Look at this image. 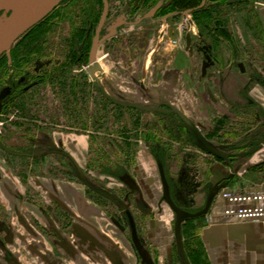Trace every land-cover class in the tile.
<instances>
[{
	"label": "rangeland",
	"instance_id": "1",
	"mask_svg": "<svg viewBox=\"0 0 264 264\" xmlns=\"http://www.w3.org/2000/svg\"><path fill=\"white\" fill-rule=\"evenodd\" d=\"M108 2L97 52L103 66L96 72L99 80L86 66L103 0H61L13 44L10 58L0 55V189L12 201L6 208L0 199V264H139L131 229L120 222L126 208L127 215L138 218L142 236H148L144 260L182 264L176 213L167 203L163 212L153 209L163 193L150 155L153 133L174 154L166 168L178 197L195 196L201 208L219 184L212 183L208 169L215 156L206 154L200 136L230 152L240 135H250V124L264 125L260 107L248 97L256 83L264 85V0H145L137 9L126 7L130 0ZM50 14L54 17L28 35ZM201 45L216 61L207 74ZM99 87L131 104L170 103L191 123L115 105ZM71 130L91 136L81 169L53 141L54 131ZM130 177L141 191L127 198ZM67 179L83 183L89 204L98 205V218L83 215L72 224L55 205L56 180ZM137 209L144 210L143 219ZM148 215L150 229L144 223ZM191 224L185 229L186 252L191 263L200 264L205 254L197 239L201 224Z\"/></svg>",
	"mask_w": 264,
	"mask_h": 264
},
{
	"label": "crops",
	"instance_id": "2",
	"mask_svg": "<svg viewBox=\"0 0 264 264\" xmlns=\"http://www.w3.org/2000/svg\"><path fill=\"white\" fill-rule=\"evenodd\" d=\"M248 97L251 99V103L260 107L264 116V85L256 83L249 90ZM254 125L250 124L249 131H246V134L250 133V135L245 138H241L243 134L239 136L240 144L234 150L222 151L226 154H240L261 146L257 151L235 155L232 158L235 168V174L232 177H230L229 164L222 158L215 156V161L208 168L212 183L216 185L219 182V191L264 192V125L262 127L260 122L254 123ZM208 139L206 136L205 140L210 144ZM53 141L62 146L63 151H66L80 165V169L81 167L84 168L91 150V136L88 133H79L73 130L54 131ZM219 150L221 151V149ZM206 154L212 153L207 151ZM146 175L149 176L150 174L147 173ZM56 181L55 205L65 212L67 217H71L70 223L73 224L75 219L83 215L89 219H96L101 215L98 212V205L89 204L91 200L88 199L87 189L83 183L69 179ZM27 184H29V188L33 187L30 180ZM153 186L154 184L152 185L154 189ZM4 192L0 189V199L2 203L6 204L4 207L10 208L12 201ZM22 193L25 194L26 192ZM40 193L42 196V191ZM46 201L44 197L43 202L46 203ZM225 205L226 202L218 193L214 197L207 215L199 221L201 231L197 239L205 253L204 260H201L200 264H264V219L239 220L228 218L223 214ZM35 207L38 206L35 205ZM85 208L89 209L90 212L83 213Z\"/></svg>",
	"mask_w": 264,
	"mask_h": 264
},
{
	"label": "water",
	"instance_id": "3",
	"mask_svg": "<svg viewBox=\"0 0 264 264\" xmlns=\"http://www.w3.org/2000/svg\"><path fill=\"white\" fill-rule=\"evenodd\" d=\"M61 0H0V14L2 13L0 17V55L6 53L7 56L10 58L11 53L10 49L13 46V44L31 27H33L36 23H38L42 18H44L51 9L56 6ZM104 13L101 18V21L98 25L96 35L93 39L92 48H91V58L90 63L86 66V71L93 77H96L97 80H99L100 77L96 76V72L103 69L102 64L97 60V52L99 50V46L101 43V32L109 11V2L108 0H104ZM45 6H48L43 11H40L42 8L44 9ZM39 12V13H38ZM38 13V16L34 19V16ZM190 41V38L188 39ZM242 70H244V66H240ZM100 92L103 94V96L111 101L112 103L123 106V107H135L137 109H140L142 111H154L158 109V106L152 107V106H146L141 104H131L127 102L120 101L113 97L105 88L99 87ZM5 92L1 94V97H4ZM162 104V103H161ZM160 104V105H161ZM172 107V111L177 113L183 120H185L187 123H191L190 118L179 108L172 106L170 103H166ZM195 132L197 133L198 130L194 127ZM199 133V132H198ZM201 141L203 143V147L205 150L211 152L214 155H217L227 161L230 167V177H232L235 174V168L233 166L232 158L235 155H244L249 154L254 151H257L261 146H258L251 151L240 153V154H226L219 149L211 146L205 138L201 137ZM163 186H164V194L166 201L170 204L171 208L176 212V222H175V237L177 241L178 246V252L182 258V261L184 264H190V262L187 260V257L185 255V248H184V242H183V236H182V223L188 218V217H197L203 213H207L209 210L212 200L215 197V193L218 192L219 187L215 188V193L210 197V200L207 202V206L205 209L199 213H188L180 209L172 200L170 193H169V187L167 180L165 178L164 172H161ZM219 182L216 184L218 185ZM134 242L136 247L138 248L139 252H141V246L137 240L136 233L134 231ZM153 264V263H151Z\"/></svg>",
	"mask_w": 264,
	"mask_h": 264
},
{
	"label": "flooded vegetation",
	"instance_id": "4",
	"mask_svg": "<svg viewBox=\"0 0 264 264\" xmlns=\"http://www.w3.org/2000/svg\"><path fill=\"white\" fill-rule=\"evenodd\" d=\"M147 1V0H146ZM103 2H104V0H103ZM145 3V0H130V2H128V4L126 5V7L127 8H135V9H137L138 7H140L141 5H143ZM131 11V10H130ZM132 11H134V10H132ZM131 11V12H132ZM133 13V12H132ZM135 13V12H134ZM158 17H160V16H158ZM93 29V28H92ZM92 31V30H91ZM96 31H97V29H96ZM96 31H95V33H94V35H93V37H95V35H96ZM88 35H89V32H88ZM93 39V38H92ZM93 41V40H92ZM189 42V45H188V49H190L191 48V46H190V43H191V38H190V41H188ZM199 50H200V52L203 54V56H204V58H205V61L203 62V66H204V68H203V74H207V70L209 69V68H211V67H213L215 64H216V61L209 55V49H208V47L206 46V45H201L200 47H199ZM241 68V67H240ZM219 78H221V75L219 76ZM108 100V99H107ZM111 102V101H110ZM161 104V103H160ZM160 104H158L157 106H158V109L157 110H154V111H147V112H154V113H157V114H160L161 116H164V115H177V116H179L177 113H175V112H173L172 111V107L170 106V105H168V104H166V103H162L161 105ZM116 105V104H115ZM167 106V108H165L164 106ZM119 106V105H118ZM169 106L171 107L170 109H169ZM152 107H156V106H152ZM130 108H133V107H130ZM137 109V108H136ZM138 110H140V109H138ZM140 111H142V110H140ZM144 112V111H143ZM146 112V111H145ZM180 117V116H179ZM181 118V117H180ZM186 122V121H185ZM187 123V122H186ZM167 129V131L169 130V129H175L173 126L171 127V126H167V128H165V130ZM185 129H187V128H185ZM187 131H188V133H189V129H187L186 130V132L184 133V136H189V138H190V135L189 134H187ZM154 135H153V141L155 142V146H153V147H151V152H150V155L154 158V160H155V162H156V165H157V168H158V170L160 171V175H161V172L163 171L164 172V175H165V178H166V180H167V183H168V187H169V193H170V196H171V198H172V200H173V202L180 208V209H182L183 211H185V212H189V213H191V214H194V213H199V212H201V211H203L204 209H205V207L207 206V204H205V206L204 207H197L196 208V205L197 204H199V200H197V199H194L195 198V196L193 197V198H191V199H188V200H182V199H180V197H178V193L179 192H177V187H175V184L174 183H172V180H171V175L168 173V171H167V168H166V163H168L169 162V160L172 158V156L174 155H172V154H169L168 152H167V150L166 149H168V143H166V141H164L158 134H157V132L156 133H153ZM214 156H216V157H218V158H221V157H219V156H217V155H214ZM223 159V158H222ZM225 160V159H224ZM226 161V160H225ZM227 162V161H226ZM168 166V165H167ZM129 180H128V182L126 183V185H125V191H126V197L128 198L129 196H131V194L133 193V191H135V192H138L140 189V185H139V183H138V181L136 180H133V178L132 177H130V178H128ZM160 182H161V185H162V195H161V197L160 198H158L157 200L155 199L154 200V202H153V205L155 206L154 208L153 207H150V208H153V209H158V211H160V212H163L164 210V207H163V204L164 203H167L168 204V206L170 207V209L174 212V210L171 208V206H170V204L166 201V199H165V194H164V186H163V181H162V176H160ZM188 185V184H187ZM189 187H190V189L192 188L191 187V185H188ZM128 189V190H127ZM188 190V192H190L191 193V190ZM196 189H198V191H199V194L202 192L201 191V187L200 188H196ZM141 191V190H140ZM198 191L196 190L195 191V194L196 193H198ZM220 194L221 193V191H219L218 190V192H217V194ZM216 194V195H217ZM215 195V196H216ZM179 198V199H178ZM152 205V206H153ZM200 205H201V203H200ZM138 206V205H137ZM137 208V207H136ZM143 208V207H142ZM149 209V208H148ZM141 209H137V211H139V218H141V219H143V215H144V210H141ZM128 211V208H126V209H124V211H122V216H121V218H120V222H121V224L123 225V226H125V225H128L129 227H130V229H131V239L133 240V245H134V247H135V250H136V252H137V258H138V260H140L139 261V264H151V263H149L150 261H145L144 260V252H143V250H144V248H143V246H147L148 245V242H147V240H148V236H145L144 235V237L142 236V234L140 233V223L138 222V218H136L135 220L130 216V214L129 215H127V212ZM174 213H176V212H174ZM207 213H208V211H207ZM207 213H203V214H201V215H199V216H197V217H188L183 223H182V236H183V242H184V248H185V255H186V257H187V260L189 261V257H188V255H187V252H186V246H185V229H186V227L188 228L189 227V225H190V223H192L193 222V225L194 224H197V222L199 223V221L204 217V216H206L207 215ZM124 214V215H123ZM149 216L150 215H148V218L144 221V223H145V225H146V227L148 228V229H150L149 227L151 226V222L149 221ZM176 217H177V214H176ZM176 217H175V222H176ZM143 223V222H142ZM143 223V224H144ZM151 223V224H150ZM189 223V224H188ZM155 224V223H154ZM192 225V224H191ZM192 225V226H193ZM191 227V226H190ZM189 227V228H190ZM134 231H135V233H136V236H137V240H138V242H139V244H140V246H141V252H139V250H138V248L136 247V245H135V242H134ZM149 233V232H148ZM147 233V234H148ZM174 233H175V224H174ZM175 242H176V249H177V252H178V246H177V241H176V237H175ZM145 244V245H144ZM153 244H155V243H153ZM143 245V246H142ZM156 245V244H155ZM159 246V245H158ZM147 249H149V248H147ZM157 252H155L154 253V255H156L157 257H159L160 256V248H157V250H156ZM178 255H179V257H180V260H181V263L182 264H184V262L182 261V258H181V256H180V254H179V252H178ZM190 262V261H189ZM191 263V262H190ZM192 264V263H191Z\"/></svg>",
	"mask_w": 264,
	"mask_h": 264
},
{
	"label": "built area",
	"instance_id": "5",
	"mask_svg": "<svg viewBox=\"0 0 264 264\" xmlns=\"http://www.w3.org/2000/svg\"><path fill=\"white\" fill-rule=\"evenodd\" d=\"M220 196L226 202L224 216L239 220L264 219V192L237 193L221 191Z\"/></svg>",
	"mask_w": 264,
	"mask_h": 264
},
{
	"label": "trees",
	"instance_id": "6",
	"mask_svg": "<svg viewBox=\"0 0 264 264\" xmlns=\"http://www.w3.org/2000/svg\"><path fill=\"white\" fill-rule=\"evenodd\" d=\"M94 9H96V8H94ZM94 11H96V10H94ZM90 15H91V14H90ZM96 15H97V14H94L95 17H96ZM92 16H93V14H92ZM52 17H54L53 14L48 15L44 20H42L39 24H37L34 28H32V29L30 30V32L28 33V35H29L31 32H33L34 30H36V28H40L41 25H43L47 20L51 19ZM95 17H93V18H95ZM96 21H98L97 17L94 19V22H96ZM25 37H27V36H25ZM25 37H24V38H25ZM24 38H23V39H24ZM4 69H5V70H9V67L6 66ZM0 77H2V75H1ZM2 83H3L2 78H0V91L3 90V89H2V86H3ZM19 83H20V82H18V85H17V84H16V85H17V86H20L21 83H20V84H19ZM16 85H15V86H16Z\"/></svg>",
	"mask_w": 264,
	"mask_h": 264
},
{
	"label": "bare ground",
	"instance_id": "7",
	"mask_svg": "<svg viewBox=\"0 0 264 264\" xmlns=\"http://www.w3.org/2000/svg\"><path fill=\"white\" fill-rule=\"evenodd\" d=\"M46 8H48V6H45L44 9L42 8L40 11L45 10ZM39 13V12H38ZM38 13L34 16V19L38 16Z\"/></svg>",
	"mask_w": 264,
	"mask_h": 264
}]
</instances>
